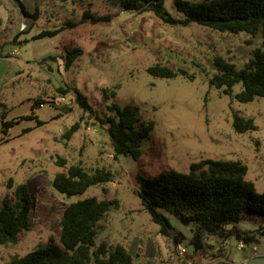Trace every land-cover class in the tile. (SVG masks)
Returning <instances> with one entry per match:
<instances>
[{
	"label": "rangeland",
	"instance_id": "obj_1",
	"mask_svg": "<svg viewBox=\"0 0 264 264\" xmlns=\"http://www.w3.org/2000/svg\"><path fill=\"white\" fill-rule=\"evenodd\" d=\"M20 2L36 17H24L14 0H0V206L17 185L25 184L32 211L30 227L17 243L0 246V264L45 248L50 241L58 243L64 208L87 197L117 202L101 221L97 242L123 246L134 264H264L262 237L245 244L235 236H208L203 249L195 250L188 242V228L164 212L171 229L163 235L136 195L138 173H187L191 164L206 160L239 162L246 167L245 180L257 193L264 191V98L241 104L232 97L241 84L232 88V96L209 85L216 73L215 57L244 67L252 51L264 44V32L252 36L196 23L169 25L152 13L121 11L109 0ZM163 8L173 19L184 20L174 0H164ZM86 11L110 19L83 22ZM42 32L52 34L36 38ZM72 48H80L82 55L65 70L62 57ZM154 65L184 69L194 79L152 77L147 70ZM60 89L68 93L63 96ZM75 90L85 96L91 113L76 104ZM104 90L115 97H105ZM39 99L44 105H36ZM112 103L129 106L140 120L153 123L136 160L113 158L108 134L98 122ZM235 113L251 118L256 129L237 133L232 127ZM2 121L17 123L4 133ZM75 124L77 131L66 138ZM58 158L66 160L64 167L56 163ZM71 165L89 173L104 169L112 181L68 199L51 184ZM238 227L254 230L257 224L243 220ZM178 234L183 240H175ZM240 242L243 251L238 250ZM177 244L186 246L184 256L177 253ZM251 247L256 248L255 257Z\"/></svg>",
	"mask_w": 264,
	"mask_h": 264
},
{
	"label": "trees",
	"instance_id": "obj_2",
	"mask_svg": "<svg viewBox=\"0 0 264 264\" xmlns=\"http://www.w3.org/2000/svg\"><path fill=\"white\" fill-rule=\"evenodd\" d=\"M21 7L24 17L35 18L25 11L20 0H14ZM121 11L136 14L152 13L165 24L196 23L213 31L240 32L255 36L264 32V0H203L189 2L174 0V6L183 14L184 20L173 19L163 8L164 0H109ZM83 22L92 24L109 21V17H96L89 11L83 14ZM73 25V24H71ZM42 32L36 38L50 35ZM252 56L244 67L238 69L234 64L215 57L212 65L216 73L210 78L209 85L221 90L223 95L232 96V88L241 84V91L232 97L241 104L264 98V44L252 51ZM82 55L80 48L65 50L62 59L65 70ZM147 73L155 78L173 79L177 76L190 81L194 76L184 69L173 70L166 66L154 65ZM64 96L67 90L60 89ZM105 97L114 98L115 93L104 90ZM76 104L85 112L92 109L85 96L74 91ZM39 99L36 105H44ZM68 111V110H67ZM108 114L98 119L108 134L113 149V158L128 156L134 160L141 155L143 141L150 137L153 130L151 121H142L129 106L112 103L107 107ZM33 114V112H32ZM38 126L43 122L37 120ZM3 119V118H2ZM17 123L2 121L4 133ZM232 127L237 133L256 129L251 118L233 114ZM73 125L65 134L66 138L77 131ZM64 167L66 160L58 158L56 162ZM246 167L239 162L206 160L193 163L187 173L162 171L157 175L144 177L136 175L137 190L142 208L150 215L153 223L160 226V232L168 235L171 229L164 212L175 217L189 229V245L195 250L205 246L204 239L217 236L227 240L235 236L245 244L256 241V236L264 239V191L257 193L254 184L245 180ZM112 174L104 169L87 172L80 165H71L65 172L58 173L52 181V188L66 198L84 194L90 187L107 184ZM115 200H98L87 197L67 205L60 221L59 242L50 241L45 248H38L23 257H13L4 264H134L132 254L123 246L110 245L106 241L97 242L101 230V221L105 218ZM32 199L27 185L19 184L12 195H6L0 206V246L14 245L19 235L30 227ZM254 215L260 217L256 219ZM243 220H252L257 224L254 230H241L238 225ZM178 234L175 238L183 240Z\"/></svg>",
	"mask_w": 264,
	"mask_h": 264
},
{
	"label": "built area",
	"instance_id": "obj_3",
	"mask_svg": "<svg viewBox=\"0 0 264 264\" xmlns=\"http://www.w3.org/2000/svg\"><path fill=\"white\" fill-rule=\"evenodd\" d=\"M15 53V52H14ZM61 101H63L64 102V98L62 97L61 98ZM244 243V242H243ZM242 242H240L239 244H238V250H240V251H243V250H245V245L243 244ZM176 250H177V253L180 255V256H184V254H186V246H184V245H182V244H177V246H176ZM256 252V248L255 247H251V249H250V254L252 255V256H254V253ZM242 264H246V262H244V263H242Z\"/></svg>",
	"mask_w": 264,
	"mask_h": 264
},
{
	"label": "crops",
	"instance_id": "obj_4",
	"mask_svg": "<svg viewBox=\"0 0 264 264\" xmlns=\"http://www.w3.org/2000/svg\"><path fill=\"white\" fill-rule=\"evenodd\" d=\"M255 257V256H254Z\"/></svg>",
	"mask_w": 264,
	"mask_h": 264
},
{
	"label": "water",
	"instance_id": "obj_5",
	"mask_svg": "<svg viewBox=\"0 0 264 264\" xmlns=\"http://www.w3.org/2000/svg\"><path fill=\"white\" fill-rule=\"evenodd\" d=\"M98 237V236H97Z\"/></svg>",
	"mask_w": 264,
	"mask_h": 264
}]
</instances>
